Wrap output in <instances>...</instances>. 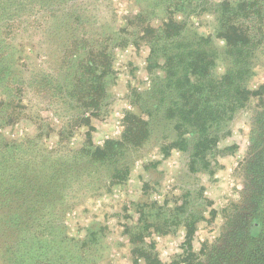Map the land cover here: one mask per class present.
I'll return each mask as SVG.
<instances>
[{
    "label": "trees",
    "instance_id": "16d2710c",
    "mask_svg": "<svg viewBox=\"0 0 264 264\" xmlns=\"http://www.w3.org/2000/svg\"><path fill=\"white\" fill-rule=\"evenodd\" d=\"M165 2L168 12L159 26L144 22L143 13L134 17L140 22H132L139 38L150 47L148 70L155 79L146 99L149 119L128 113L121 137L107 139L103 146L93 144L90 134L78 149L64 148L63 142L48 148L40 133L11 142L0 137V230L11 233L0 234L5 243L0 246V264H81V256L75 260L68 248L62 228L60 234H53L49 223L60 227L74 205L72 196L88 193L89 185L106 186L126 180L133 151L151 135L154 111L160 118L176 123L179 136L174 145L189 154L190 168H194L209 164L208 151L217 146L222 126L257 95L262 107L252 122L247 205L241 208L237 203L226 215L219 242L205 243L198 252L192 246L197 219L188 217V247L181 262L264 264V85L253 90L247 84L255 48L264 42V0ZM72 3L73 0H0V125L24 116L28 87L69 124H88L85 114L107 105V80L113 71L114 50L126 41L117 36L116 28L111 33H103L100 27L89 31L83 21L85 13H72ZM197 10H212L217 17V35L227 45L224 59L228 67L223 75L214 73L216 52L211 47V36L189 34L185 18L175 17ZM40 12L49 25L37 32L41 30L52 42L59 34V27L52 26L56 19L64 25L60 28L66 33L61 35L67 42L57 52L51 48L47 54H58L59 65L53 72L23 79L9 69L13 64L10 56L14 57L17 51L1 37L2 27L3 32L11 34L26 16L33 15L37 21ZM75 23L80 25L74 26ZM24 83L28 86H22ZM137 237L141 240L137 244L138 255L157 264L156 255L153 257L142 243V234Z\"/></svg>",
    "mask_w": 264,
    "mask_h": 264
},
{
    "label": "rangeland",
    "instance_id": "374dc122",
    "mask_svg": "<svg viewBox=\"0 0 264 264\" xmlns=\"http://www.w3.org/2000/svg\"><path fill=\"white\" fill-rule=\"evenodd\" d=\"M222 1L210 0L213 3ZM73 3L72 13H85L83 21L89 31L100 27L103 33H111L116 28L117 36L126 41L114 50L113 71L107 80V105L86 113L88 124H69L62 114L52 110V105L46 107L41 97L28 87L24 94L27 104L24 116L9 124L1 122L0 137L6 141L29 139L40 133L48 148H56L63 142L64 148L78 149L90 134L93 144L103 146L107 139L121 137L128 113L150 117L146 99L155 79L148 70L150 47L139 38L132 22H140L134 17L143 13L144 22L159 26L168 12L165 0H73ZM41 15L42 12L37 15V21L33 15L26 16L11 34L3 32L2 27L1 37L17 51L14 57L10 56L13 64L9 69L23 79L28 75L53 72L59 65L58 54L51 57L47 54L51 48L57 52L67 42L65 35H61L65 31L60 27L64 25L56 19L52 26L59 27L60 35L54 33L52 42L41 30L37 32L38 28L49 25ZM175 17L185 18L189 34L211 36V47L216 52L214 73L223 75L228 67L224 59L227 45L226 40L217 35L215 13L212 10L198 13L197 10L186 16L175 14ZM77 24L80 25L75 23L74 26ZM255 49L247 82L253 90L264 85V42ZM25 85L28 86L22 84ZM260 99V95L255 96L247 107L226 121L219 132L217 146L208 151L209 164L194 168H190L189 154L174 145L179 136L176 123L160 118L154 111L151 135L133 151L126 180L106 186L89 185L88 193L77 192L72 196L74 205L64 215L60 227L57 223L46 226L53 234H60L62 228L68 248L75 260L81 256V264H150L136 252L137 244H141L138 234H142V243L151 255H156L157 264H185L181 260L188 247V217L197 219L192 246L198 252L205 243L219 242L226 215L232 213L237 203L241 208L247 205V169L254 135L252 122L262 107ZM0 234L10 236L11 233L0 230ZM3 243L4 239L0 238V246Z\"/></svg>",
    "mask_w": 264,
    "mask_h": 264
}]
</instances>
